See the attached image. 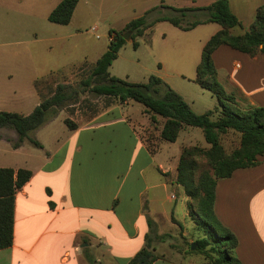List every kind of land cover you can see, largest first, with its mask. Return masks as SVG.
<instances>
[{"label": "crops", "instance_id": "obj_1", "mask_svg": "<svg viewBox=\"0 0 264 264\" xmlns=\"http://www.w3.org/2000/svg\"><path fill=\"white\" fill-rule=\"evenodd\" d=\"M213 1L195 0L190 6ZM229 1L242 23L233 32L242 34L249 30L264 0H236L234 5ZM220 29L221 25L212 35ZM213 59L218 79L228 92L237 89L250 103L264 107V55L252 57L221 45ZM130 102L111 104L75 130L64 124L69 133L53 136L50 148L35 132L58 117L33 133L42 147L30 142L16 147L12 143L16 131L0 130V167L33 172L16 193L13 244L0 249V264H88L87 255L99 264H128L146 244V211L159 234H170L156 244L159 258L154 264H182L183 256L174 253L171 245L188 232L184 225L179 227L175 207H164L158 194L162 183L154 176L155 170L177 173L178 161L165 166L157 160L160 147L151 151L136 130L140 122L121 110ZM6 130L14 131V136H5ZM214 208L221 222L236 234V254L242 264H264V159L219 180Z\"/></svg>", "mask_w": 264, "mask_h": 264}, {"label": "trees", "instance_id": "obj_2", "mask_svg": "<svg viewBox=\"0 0 264 264\" xmlns=\"http://www.w3.org/2000/svg\"><path fill=\"white\" fill-rule=\"evenodd\" d=\"M80 0H62L49 14V20L59 24H69ZM174 14H161L154 20L147 15L156 8L147 10L142 16L129 21L120 32H111L107 50L96 61L89 74H85L77 84L56 81L55 88L45 94L41 84L48 88L56 74L50 73L42 81L36 80L35 88L41 101L29 114L14 111H0V130L12 129L17 133L13 141L16 147L30 142L37 147L42 144L33 133L57 118L65 107L80 101L89 93L95 98H103L105 105L89 107L92 110L89 120L102 109L113 103L137 101L144 106V113L150 115L152 123L161 118L159 135L162 140L175 142L184 127L202 129L209 148L192 145L183 148L178 166L176 182L183 186L189 197L190 215L195 230L202 235L189 243L196 244V251L203 255L199 264H242L236 254L238 238L218 218L215 212L218 181L232 176L235 170L259 165L264 159V107L252 104L242 94L228 92L218 79V71L213 53L221 45L249 54L252 57L264 55V3L258 7L255 18L246 32L235 34L233 28L242 26L233 12L229 0H215L204 6H166ZM157 21H169L182 30H191L200 24L216 22L221 29L205 43L201 60L196 67L195 82L211 91L218 99L219 107L204 113H196L185 98L157 75H150L145 83L130 82L109 72L113 61L127 40L124 31L132 32L133 46H139L138 37ZM75 101V102H74ZM70 130L79 127L78 122L66 118ZM240 133L239 145L227 152L222 144V136L229 131ZM2 134L0 133V137ZM155 152L157 147L151 149ZM33 172L26 168L15 170L0 167V249L13 244L15 196L19 189L32 177ZM147 210V206L144 207ZM149 232L146 244L128 264H154L159 258L156 244L170 234H159L157 224L146 211ZM193 252V251H191ZM88 264H99L93 255L86 256Z\"/></svg>", "mask_w": 264, "mask_h": 264}, {"label": "rangeland", "instance_id": "obj_3", "mask_svg": "<svg viewBox=\"0 0 264 264\" xmlns=\"http://www.w3.org/2000/svg\"><path fill=\"white\" fill-rule=\"evenodd\" d=\"M61 1L0 0V107L5 104L0 111L31 113L41 101L34 89L36 80L42 81L50 73L63 70L54 76L48 88L41 84L45 94L53 91L57 80L77 84L107 50L111 32L122 31L129 21L152 8L156 9L147 15L148 20H154L163 13L174 14L166 8L168 5L187 7L195 0H80L70 23L59 24L50 21L49 14ZM231 1L233 5L236 3V0ZM219 27L217 23H209L182 30L169 21H157L144 36L137 38V48L133 46L132 32L129 31L130 39L120 49L109 72L136 83H145L150 75H157L179 92L196 113L215 110L219 107L217 97L196 83L195 77L203 46L214 29ZM232 91L241 94L237 89ZM104 105L103 98L85 93L80 101L64 108L59 120L35 134L50 148L53 136L62 137L69 133L64 125L66 118H72L83 126L90 121L92 110L89 107L101 109ZM121 110L134 122H140L136 124V130L151 149L160 147L157 160L165 166L179 162L185 147L210 146L199 127H184L175 142L162 140L158 131L162 121L152 123L150 115L142 113L144 106L137 101H131ZM4 134L13 137L14 131L6 130ZM239 141L240 133L232 130L222 136L227 152L236 148ZM171 170L154 171V176L162 183L158 189L160 200H164L167 209L175 207L179 227L184 225L188 232L187 237L182 238L183 232L178 230L181 235L174 240L171 249L174 253H181L182 264L190 261L201 263L203 255L196 251V247L190 250L189 243L195 242L202 234L194 228L188 195L183 186L177 185L178 171L174 177ZM166 195L171 199L166 200Z\"/></svg>", "mask_w": 264, "mask_h": 264}, {"label": "water", "instance_id": "obj_4", "mask_svg": "<svg viewBox=\"0 0 264 264\" xmlns=\"http://www.w3.org/2000/svg\"><path fill=\"white\" fill-rule=\"evenodd\" d=\"M129 33H130V32L128 31V32H126V33L123 34V37H124L126 40H129V39H130V37H129ZM191 247H192V249H194V248L196 247V244L193 243Z\"/></svg>", "mask_w": 264, "mask_h": 264}]
</instances>
